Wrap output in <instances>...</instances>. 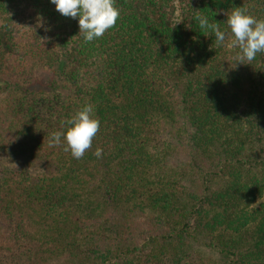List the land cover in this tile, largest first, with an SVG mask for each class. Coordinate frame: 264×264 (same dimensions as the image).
I'll use <instances>...</instances> for the list:
<instances>
[{
  "label": "trees",
  "instance_id": "1",
  "mask_svg": "<svg viewBox=\"0 0 264 264\" xmlns=\"http://www.w3.org/2000/svg\"><path fill=\"white\" fill-rule=\"evenodd\" d=\"M115 6L84 43L50 0H0V264H264V53L236 64L226 24L264 0ZM86 104L77 160L49 138Z\"/></svg>",
  "mask_w": 264,
  "mask_h": 264
},
{
  "label": "clouds",
  "instance_id": "2",
  "mask_svg": "<svg viewBox=\"0 0 264 264\" xmlns=\"http://www.w3.org/2000/svg\"><path fill=\"white\" fill-rule=\"evenodd\" d=\"M56 10L64 17L78 19L79 35H83L84 43H91L101 38L105 32L113 28L120 17V10L115 6V0H50ZM201 30L211 32L215 43L222 45L226 40V32L220 30V23L210 22L207 16L195 15ZM226 24L230 28L232 47H238L236 64L243 61L255 60L258 53H264V19L258 20L248 14L246 9L237 7L227 15ZM94 106L86 104L77 111L74 117L67 121L65 132H54L49 138V146H58L66 143L64 151H71L74 159H81L91 145L93 138L100 130V120L94 118ZM64 122L61 128H65ZM103 150L97 148L93 153L98 159Z\"/></svg>",
  "mask_w": 264,
  "mask_h": 264
},
{
  "label": "rangeland",
  "instance_id": "3",
  "mask_svg": "<svg viewBox=\"0 0 264 264\" xmlns=\"http://www.w3.org/2000/svg\"><path fill=\"white\" fill-rule=\"evenodd\" d=\"M194 250L196 255L200 258L203 263H206V261L209 263H213L217 258L214 249L210 247H205L203 245H200L199 243L194 247Z\"/></svg>",
  "mask_w": 264,
  "mask_h": 264
}]
</instances>
